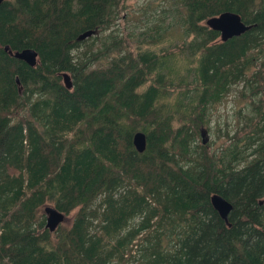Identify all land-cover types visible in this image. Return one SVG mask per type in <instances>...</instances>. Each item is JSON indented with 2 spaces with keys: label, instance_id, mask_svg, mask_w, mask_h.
<instances>
[{
  "label": "trees",
  "instance_id": "obj_1",
  "mask_svg": "<svg viewBox=\"0 0 264 264\" xmlns=\"http://www.w3.org/2000/svg\"><path fill=\"white\" fill-rule=\"evenodd\" d=\"M129 1L0 5V264H264V0H161L136 41ZM226 12L252 29L222 42L206 23ZM235 90L217 152L200 139ZM46 207L71 225L51 233Z\"/></svg>",
  "mask_w": 264,
  "mask_h": 264
},
{
  "label": "rangeland",
  "instance_id": "obj_2",
  "mask_svg": "<svg viewBox=\"0 0 264 264\" xmlns=\"http://www.w3.org/2000/svg\"><path fill=\"white\" fill-rule=\"evenodd\" d=\"M130 4L134 5V9L132 15L125 12L122 16L123 19L119 21V31L121 32V36H127L131 33H135L133 41L137 40V36L139 33L144 31L147 28L153 27L154 24H157L159 20L163 16V10L169 8L167 4L164 2L161 3V0H130ZM176 35H181V31L177 30ZM100 36L96 34L92 38H90L89 42H93V38ZM162 48L167 47V45L161 46ZM97 49V48H95ZM97 66V64H96ZM245 102L238 98L236 90L231 93L229 97H227L222 105L220 106L217 113L212 117V123L210 124V130L206 131L203 137L200 139L206 141V144L215 143L212 146V150L220 151L223 147L228 146V142H226V138L222 136L221 139H218V129L221 128L223 131L226 127V124L229 123L231 125L230 129H235L237 126L239 117L236 115L239 109H245ZM242 120L241 122H243ZM198 142V141H197ZM46 216L45 210L43 212ZM73 217H69V220H66L64 223L65 226H70ZM139 255L137 259H139ZM139 261H130L129 264H138Z\"/></svg>",
  "mask_w": 264,
  "mask_h": 264
},
{
  "label": "water",
  "instance_id": "obj_3",
  "mask_svg": "<svg viewBox=\"0 0 264 264\" xmlns=\"http://www.w3.org/2000/svg\"><path fill=\"white\" fill-rule=\"evenodd\" d=\"M4 0H0V5L3 3ZM207 26L214 31L220 33L221 37L220 40L222 42H227L233 38L240 37L244 35L247 31L252 29V26L246 25L242 18L235 13L226 12L220 16L213 17L207 21ZM97 34L96 31H88L82 34L78 41H85L90 39L91 37ZM6 50L8 51L9 48L7 47ZM16 59L21 60L28 64L31 67L37 66L39 62V55L36 51L32 49H27L22 52L13 53L10 51ZM64 84L67 89L71 90L73 88V81L69 74L65 73L62 75ZM205 133H202V136ZM133 144L136 150L139 153H144L147 148V138L144 133H137L134 136ZM206 144V141H204ZM211 204L214 209L219 213L220 217L228 223L229 215L233 210V205L228 202L224 197L220 195H214L211 198ZM46 228L51 232L54 233L61 225H63L67 218L64 214L60 213L53 207H46Z\"/></svg>",
  "mask_w": 264,
  "mask_h": 264
}]
</instances>
